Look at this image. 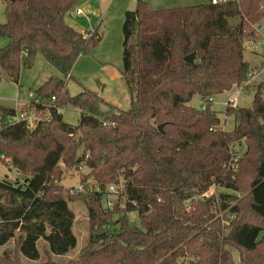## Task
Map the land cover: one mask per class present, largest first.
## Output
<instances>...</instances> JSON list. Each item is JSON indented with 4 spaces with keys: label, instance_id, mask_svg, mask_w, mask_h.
<instances>
[{
    "label": "trees",
    "instance_id": "1",
    "mask_svg": "<svg viewBox=\"0 0 264 264\" xmlns=\"http://www.w3.org/2000/svg\"><path fill=\"white\" fill-rule=\"evenodd\" d=\"M2 1L0 36L8 43L0 48V79L19 84L23 66L31 68L38 52L62 77L51 76L36 90L40 99L56 100L45 109L50 120L35 129L11 122L16 109L0 104V159L10 158L23 176L0 177V247L14 243L0 262L38 260L41 240L48 255L76 248L72 197L87 204L90 236L66 264H264V82L252 107H226L234 120L230 131L209 100L248 86L255 68L245 60L244 44L263 38L264 0L159 10L137 0L123 24L129 110L89 89L69 93L66 78L76 61L101 42L98 31L80 32L66 21L83 0ZM191 53L195 64L185 61ZM195 95L204 110L189 104ZM68 106L80 110L77 125L58 111ZM84 162L85 179L93 177L101 191L68 197L60 164L78 169ZM243 175L249 192L238 198ZM121 182L124 197L105 208L106 188ZM217 186L232 193L208 195ZM226 209L233 217L220 215ZM131 212L141 227L130 224ZM116 216L119 227L110 230ZM43 264L57 263L48 258Z\"/></svg>",
    "mask_w": 264,
    "mask_h": 264
},
{
    "label": "rangeland",
    "instance_id": "2",
    "mask_svg": "<svg viewBox=\"0 0 264 264\" xmlns=\"http://www.w3.org/2000/svg\"><path fill=\"white\" fill-rule=\"evenodd\" d=\"M209 0H147L151 10H159L165 8L184 7L206 3ZM83 10V14H78V9ZM137 8V0H83L77 3L67 13L68 23L80 32L98 31L101 36V42L94 47L89 53L82 55L76 61L71 76L67 77V87L70 95L75 96L78 93L89 89L97 92L106 101L115 105L122 110H129L132 108V96L128 85L126 84L123 69V24L125 21V14L128 10H135ZM6 21L5 5L0 0V24ZM237 19L232 20L236 23ZM262 40L254 43L246 41L244 56L253 68V77L249 78L247 87H234L230 91H226L220 95L215 96L213 100V107L222 119V127L225 130H232L234 121L231 116L225 114V109L228 106L226 103L230 97H233L239 91L237 103L240 107H252L255 90L261 83L264 82V20L262 22ZM8 40L0 36V48L5 46ZM51 76H61L62 74L51 66L44 58L41 52H38L33 66L27 68L23 66L19 84L7 80L5 77L0 79V104L9 107H16V101L22 91H28L29 94H35L39 86L47 81ZM22 97V96H21ZM204 100L195 95L190 101V105L199 108ZM102 111L107 112V106H102ZM64 121L77 125L80 118V110L71 106L66 107L62 111ZM109 116V112H107ZM239 153H242L244 148H236ZM12 160L7 157L0 159V177L6 174L11 180L21 179L23 176L12 165ZM60 167L64 169L60 183L64 186L66 195L73 194L72 188L78 184L80 177L76 167L66 168L63 163ZM89 172V167L86 168ZM245 185L242 191L237 193L238 198H244L248 192V185L246 183L247 176L243 175ZM232 193L231 190L224 187H212L208 195H214L220 199L221 194ZM70 196V195H69ZM68 196V197H69ZM70 207L75 213V222L73 226L74 234L78 239L76 248L72 249L66 255L58 256L54 254L48 255L45 251L46 243L41 240V257L38 260L22 259L24 264H43L48 258L57 264H66L71 259H76L80 249L87 243L90 236V224L88 217L87 204L83 199H75L70 197ZM229 203V201H227ZM233 205V202H231ZM218 213V209L216 211ZM225 217H233L226 211L219 212ZM227 215V216H225ZM130 224L132 226L141 227V223L136 212L128 214ZM112 223L110 230L119 227ZM252 220L251 218H248ZM260 222L259 219H255ZM13 241L5 246L0 247V254L5 249H13ZM234 258L239 259V253L234 250ZM0 264H5L0 262Z\"/></svg>",
    "mask_w": 264,
    "mask_h": 264
},
{
    "label": "built area",
    "instance_id": "3",
    "mask_svg": "<svg viewBox=\"0 0 264 264\" xmlns=\"http://www.w3.org/2000/svg\"><path fill=\"white\" fill-rule=\"evenodd\" d=\"M213 3H219L224 2L228 0H212ZM78 14H83V10L80 8L78 9ZM254 74V73H253ZM253 74H251L250 77H253ZM28 91H22L19 94V97L16 101V114L10 119L11 122H25L27 126L30 129H35L38 125V123L41 120H50V116L47 113L48 111L45 109H48L49 107H55L54 102L56 100V96H52L48 100H42L40 99L36 94H29ZM22 96V97H21ZM239 96V91L234 94L233 97H230L227 101V105L230 106H237V100ZM209 100H214V98H210ZM32 102H35L36 104H41L42 109H38L36 106L32 105ZM199 108L202 110L205 109V104L201 105ZM59 112L63 111L62 108L58 109ZM88 168L85 164H81L77 171L80 177V180L77 185H75L71 191L79 193L84 192L86 193L88 189L90 188L92 191H101V187L98 184L97 180H95L93 177L85 179V174L87 173L85 170ZM124 184L121 182L120 184H110L106 188V191L103 193V205L105 208H113L114 205L118 202L119 197H124Z\"/></svg>",
    "mask_w": 264,
    "mask_h": 264
},
{
    "label": "water",
    "instance_id": "4",
    "mask_svg": "<svg viewBox=\"0 0 264 264\" xmlns=\"http://www.w3.org/2000/svg\"><path fill=\"white\" fill-rule=\"evenodd\" d=\"M185 61L190 63V64H195V54L191 53L190 55L185 57ZM159 129L163 131V125L159 126Z\"/></svg>",
    "mask_w": 264,
    "mask_h": 264
},
{
    "label": "crops",
    "instance_id": "5",
    "mask_svg": "<svg viewBox=\"0 0 264 264\" xmlns=\"http://www.w3.org/2000/svg\"><path fill=\"white\" fill-rule=\"evenodd\" d=\"M66 21L68 22V20H67V15H66ZM261 28H262V25H261ZM261 28H260V32H261ZM261 34H262V33H261ZM254 43H256V42H254ZM245 44H246V43H245ZM245 44H244V47H245ZM214 98H215V97H214ZM203 104H204V102H203L201 105H203ZM201 105H200V106H201ZM237 106H239L238 103H237ZM213 109H214V108H213ZM214 110H215V109H214ZM233 121H234V120H233Z\"/></svg>",
    "mask_w": 264,
    "mask_h": 264
}]
</instances>
